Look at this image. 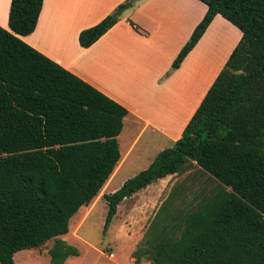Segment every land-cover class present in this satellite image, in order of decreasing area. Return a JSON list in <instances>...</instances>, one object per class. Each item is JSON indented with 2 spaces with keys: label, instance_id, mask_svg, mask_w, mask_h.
<instances>
[{
  "label": "trees",
  "instance_id": "trees-1",
  "mask_svg": "<svg viewBox=\"0 0 264 264\" xmlns=\"http://www.w3.org/2000/svg\"><path fill=\"white\" fill-rule=\"evenodd\" d=\"M135 1L125 0L81 30L79 47L91 46ZM197 1L205 12L165 76L215 15L240 38L180 137L147 168L102 195L103 230L123 199L194 163L214 186L185 203L188 176L174 184L130 253L134 264H264V0ZM41 4L10 0L7 30L0 28V264H14L15 253L50 240L49 264L78 255L59 237L111 175L127 115L19 39L33 31Z\"/></svg>",
  "mask_w": 264,
  "mask_h": 264
},
{
  "label": "crops",
  "instance_id": "crops-1",
  "mask_svg": "<svg viewBox=\"0 0 264 264\" xmlns=\"http://www.w3.org/2000/svg\"><path fill=\"white\" fill-rule=\"evenodd\" d=\"M124 1L42 0L33 31L19 37L23 43L127 110L116 137L117 140L123 135L125 149L123 153L119 152V160L92 203L102 199V195L111 194L127 180L123 178L113 185L120 172L133 171L129 178L133 177L147 168L157 153L171 147L180 137L240 38V32L234 26L215 15L178 68L165 76L206 8L197 0H136L91 46L79 47L78 33L98 23ZM9 2L0 0V28L6 30ZM214 28H224L229 35L224 43L210 50ZM142 138L143 144L129 161ZM114 171L117 172L110 180ZM188 174L207 179L192 163L181 175H167L123 199L116 206L114 216L120 204L138 202L140 197H143L144 205L154 207L162 193H168L176 181L180 183ZM155 211L145 221L150 222ZM143 219L140 213H129L125 218L137 222ZM80 220L81 215L75 218V224ZM143 225L139 234L132 231L124 236H111L119 243L112 264H134L130 253L140 242L148 224ZM66 235L59 238L64 241ZM15 255L12 257L14 264ZM77 257H68L63 264ZM139 264L149 263L142 261Z\"/></svg>",
  "mask_w": 264,
  "mask_h": 264
},
{
  "label": "rangeland",
  "instance_id": "rangeland-1",
  "mask_svg": "<svg viewBox=\"0 0 264 264\" xmlns=\"http://www.w3.org/2000/svg\"><path fill=\"white\" fill-rule=\"evenodd\" d=\"M213 34L215 37L211 41L210 50L215 48V46H220L224 43L229 35L224 28H214ZM122 136L117 138L120 153H123V150L125 149ZM143 140L144 138H142L139 144L135 147V151H133L130 155L129 161L134 159L137 154L136 150H139V147L143 144ZM116 172L117 171L114 173L116 174ZM132 173L133 171L120 172L114 179L113 185H116L123 178L129 179ZM115 174L113 176H115ZM177 183L178 181H176L175 184ZM213 186L214 181L208 177L207 179H204L203 177L195 174L191 177L189 175L184 183V202L186 203L199 193H207ZM158 194L159 192L156 193V196H158ZM166 195V191L162 193L160 199L157 200L158 202L154 207L153 205H144L142 202L143 197L138 198L139 203L131 201L129 203L124 202L120 204L116 215L113 217L105 230H103V221L106 206L103 199L98 198L92 204L89 203L90 205L88 204L87 206L82 207V209L77 210V212L69 219V230L67 235L64 237V241L68 245H72L77 249L78 257L76 259L73 258L68 264H76L77 262L79 264H112L111 261L114 260L116 247L119 243L113 241L111 236L115 234L124 236L126 233L130 234L132 231L139 234L143 230V224H148L149 220H145L148 216H150L149 214L155 211L156 207L160 204L159 202L162 201ZM129 213H140V215H142L145 219H143L144 221L139 222L125 220ZM79 215H81V220L75 224V218ZM51 245L52 240L46 242L44 246L38 249L17 252L15 255L16 264H49L46 251Z\"/></svg>",
  "mask_w": 264,
  "mask_h": 264
},
{
  "label": "bare ground",
  "instance_id": "bare-ground-1",
  "mask_svg": "<svg viewBox=\"0 0 264 264\" xmlns=\"http://www.w3.org/2000/svg\"><path fill=\"white\" fill-rule=\"evenodd\" d=\"M114 172H115V171H114ZM114 174H115V173H113L112 176H113ZM113 177H114V176H113ZM110 179H112V177H111ZM106 187H107V185H106Z\"/></svg>",
  "mask_w": 264,
  "mask_h": 264
}]
</instances>
